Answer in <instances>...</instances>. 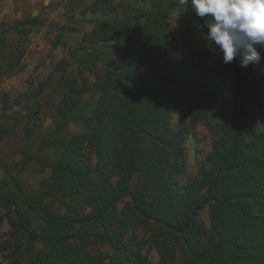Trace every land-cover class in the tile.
I'll return each mask as SVG.
<instances>
[{
    "label": "trees",
    "instance_id": "obj_1",
    "mask_svg": "<svg viewBox=\"0 0 264 264\" xmlns=\"http://www.w3.org/2000/svg\"><path fill=\"white\" fill-rule=\"evenodd\" d=\"M147 1L152 12L129 14L143 22L127 28L120 68L99 76L100 97L92 115L83 118L87 129L62 135V155L51 163L47 193L60 199L64 210L44 200L30 204L41 220L39 229L32 230L31 212L17 209L19 241L26 234L48 247L36 264H105L108 257L114 264H151L126 236L130 229H148L155 222L161 230L156 239L159 264H175L177 250L178 264H264V131H258L255 114L242 120L241 102L248 92L259 95V85L239 72L238 61L232 68L209 48L207 29L191 11L180 20V38L169 43L171 8L165 0ZM110 26L104 29L105 40L121 43V30ZM19 31L26 35L30 28ZM200 39L203 45L195 51ZM15 65L1 69L10 72ZM162 65L167 68L164 75L159 72ZM180 79L206 89L203 101L191 106L173 128L171 86ZM211 107L224 114L220 121H212ZM60 111L67 114L65 108ZM199 122L215 135L210 166L183 189L177 181L185 143ZM87 145L97 157L95 180L84 169ZM126 198L131 200L118 209ZM14 201L0 194V208L9 210ZM206 205L209 227L199 218ZM103 244L112 251H93L94 245Z\"/></svg>",
    "mask_w": 264,
    "mask_h": 264
},
{
    "label": "rangeland",
    "instance_id": "obj_2",
    "mask_svg": "<svg viewBox=\"0 0 264 264\" xmlns=\"http://www.w3.org/2000/svg\"><path fill=\"white\" fill-rule=\"evenodd\" d=\"M171 8L168 17L166 40L175 42L182 34L181 18L190 10L182 9L177 0H165ZM152 12L147 0H0V194L14 198L12 208H0V264H36L47 251L39 240L23 234L19 241L16 222L20 211L28 210L32 218V230L39 229L33 207L40 201L50 202L56 210L63 211L60 199L48 195L51 179V163L57 161L63 147L62 135L85 131L83 118L92 115L100 91L99 76L108 70L117 71L121 62V45L128 44L127 28L138 27L143 20L131 19L138 10ZM117 26L121 33L116 40H105L104 29ZM30 28L24 35L19 28ZM7 31H3L4 29ZM203 45L200 39L194 50ZM12 52V53H10ZM16 52H22L20 57ZM11 54L14 60L9 57ZM17 64L7 72L1 69L7 64ZM233 68V63H230ZM10 67V66H8ZM167 68L162 65L160 74ZM239 72L259 85V95L251 91L242 95L243 121L256 116L258 131H264V57L250 63ZM120 80V79H117ZM203 84L178 80L171 86L174 98V114L171 125L176 127L180 117L191 106L203 101ZM227 92V91H226ZM227 94V93H226ZM60 108H65L60 111ZM211 119L220 121L224 114L211 107ZM215 135L205 122H199L195 132L189 134L185 143L184 164L180 167L177 185L185 189L209 168V156ZM84 169L96 179V154L91 145L82 151ZM127 200L118 202L121 209ZM89 209V208H88ZM210 206L206 205L199 218L210 226ZM158 224L151 223L146 229H130L126 240L134 239V250L141 248L151 264H159L160 253L156 239L161 236ZM93 251L111 252L107 244L94 245ZM174 263L179 262V251ZM18 258V259H17ZM105 264H114L110 257ZM129 264H134L130 262Z\"/></svg>",
    "mask_w": 264,
    "mask_h": 264
},
{
    "label": "clouds",
    "instance_id": "obj_3",
    "mask_svg": "<svg viewBox=\"0 0 264 264\" xmlns=\"http://www.w3.org/2000/svg\"><path fill=\"white\" fill-rule=\"evenodd\" d=\"M203 21L204 39L223 63L246 68L264 57V0H177Z\"/></svg>",
    "mask_w": 264,
    "mask_h": 264
}]
</instances>
